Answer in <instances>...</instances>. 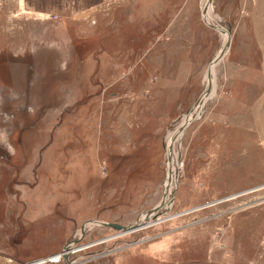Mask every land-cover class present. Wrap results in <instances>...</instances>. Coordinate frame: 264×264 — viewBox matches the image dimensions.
Wrapping results in <instances>:
<instances>
[{
    "label": "rangeland",
    "instance_id": "obj_1",
    "mask_svg": "<svg viewBox=\"0 0 264 264\" xmlns=\"http://www.w3.org/2000/svg\"><path fill=\"white\" fill-rule=\"evenodd\" d=\"M207 2L0 0V264H264V0Z\"/></svg>",
    "mask_w": 264,
    "mask_h": 264
},
{
    "label": "bare ground",
    "instance_id": "obj_2",
    "mask_svg": "<svg viewBox=\"0 0 264 264\" xmlns=\"http://www.w3.org/2000/svg\"><path fill=\"white\" fill-rule=\"evenodd\" d=\"M206 1V0H205ZM208 10V9H207ZM203 18L205 19V21L206 22H208V23H212L211 22V19L209 18V15H208V12H206L205 14H203ZM222 29V28H221ZM228 31V30H227ZM221 33L223 34V36H224V38L226 39L227 37L225 36V35H227V33H228V35H229V31L228 32H226V30H224V31H221ZM227 41V43H229L230 41H228V40H230L229 38L228 39H226ZM223 50L221 49V51L219 52V54H217V56L212 60V62H211V65H210V68H209V70L207 71V75H212L213 73V71H214V66H215V64H216V62L221 58V56L225 53V49L226 48H228V45L225 43L224 45H223ZM216 58H217V61H216ZM211 75H210V78L208 79V81L209 82H211L212 81V77H211ZM212 88V90H213V88H214V83L212 82V86H211ZM207 88V87H206ZM211 93V92H210ZM210 95V94H209ZM203 98V97H202ZM201 98V99H202ZM201 99H200V101H198V103L196 104V106H194L193 107V109L188 113V114H185L184 115V117H183V119H182V124H184V123H186V124H189L194 118L196 119L198 116H199V114H200V107H201V105H203L202 103H201ZM179 129V128H178ZM176 133H178L177 134V136L176 137H174L173 135H171L170 134V136H169V138H168V147H167V151H168V154H170L171 155V159H172V161L170 162V159H169V163H171L170 165H169V172H168V177H167V180H168V182H167V186H166V190H165V199H164V203H165V200H168V197H169V194H170V191H171V186L172 185H170L171 184V182L174 180L173 179V176H174V168H175V166H176V157H174V155H172L171 154V149H172V143H173V141L175 140V138H177L180 134H181V130H177V132ZM175 133V134H176ZM173 152V151H172ZM157 207V206H156ZM159 210V209H158ZM157 210V211H158ZM156 211V212H157ZM156 212H151V213H148V212H145L144 214H145V216H142V218L139 220V221H137L136 223H134V225H133V227H137V226H142V224L145 222H147L150 218H151V215L150 214H153V216H155V214H156ZM143 214V215H144ZM143 217H145V218H143ZM92 223H97V224H103V225H106V226H108V227H111V226H109V225H107L108 223H102V222H99V221H97V222H92ZM149 223H147L146 224V226L148 225ZM112 228V227H111ZM112 229H114V228H112ZM114 230H116V229H114ZM130 230H133V229H130ZM129 230V226L127 227V229L126 230H117V231H119V232H121V231H130ZM84 231V229L82 230V232ZM73 249V247H71V244L70 243H68L67 245H66V247H65V249H64V251L60 254V256L61 257H65V256H67V255H69V252L71 251Z\"/></svg>",
    "mask_w": 264,
    "mask_h": 264
},
{
    "label": "water",
    "instance_id": "obj_3",
    "mask_svg": "<svg viewBox=\"0 0 264 264\" xmlns=\"http://www.w3.org/2000/svg\"><path fill=\"white\" fill-rule=\"evenodd\" d=\"M211 2H212V0H208V2H207L206 5H210ZM206 10H207V7H205L204 10H203V13H204V14H205ZM209 25H210L211 27H213V28H217L219 31H224V30H225V29H221V28L217 27L215 24H209ZM227 32H228V31H227ZM216 61H217V58H216ZM210 87H211V86L209 85L208 89H207L206 92L204 93V97H207V96L209 95ZM186 125H187V124L185 123V124L182 126L181 131L183 130V128L186 127ZM162 204H163V203L161 202V204H159L157 207H155V208H153L152 210L147 211V212H148V213L156 212ZM107 225L111 226L112 228H114V229H116V230H126L127 227H128V226L121 225V224H119V223H108ZM133 225H134V224H132V225L129 226V230H130V229H136L137 227H139V226H137V227H133ZM67 257H68V255L65 256V257L63 256L64 264H69V263H68V259H67Z\"/></svg>",
    "mask_w": 264,
    "mask_h": 264
}]
</instances>
